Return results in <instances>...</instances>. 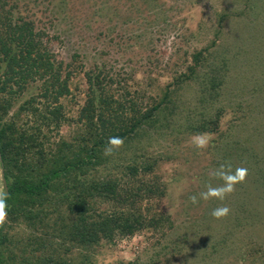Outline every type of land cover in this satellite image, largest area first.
<instances>
[{
	"label": "rangeland",
	"instance_id": "1",
	"mask_svg": "<svg viewBox=\"0 0 264 264\" xmlns=\"http://www.w3.org/2000/svg\"><path fill=\"white\" fill-rule=\"evenodd\" d=\"M7 2L6 9H14L17 19L33 21L43 33L46 47L63 67V77L71 74L70 93L60 99L65 122L60 135L46 130L47 139L74 143L82 134L79 114L88 93L87 72L99 67L120 84L114 86L116 94L130 93L129 99L151 107L176 85L175 77L188 72L195 53L217 45L191 82L173 88L177 114L163 118L161 131L148 128L131 150L153 168L134 182L135 188L159 187L163 195L144 201L135 198L133 206L145 214L170 216L176 229L165 239L141 232L104 244L94 253V264H129L137 259L149 264L152 245L176 241L183 253L162 264H264V0ZM211 66L219 71L217 76ZM4 71L5 67L0 80ZM16 90L20 92L10 100L8 113L0 111V129L13 122L35 126L39 121L32 111L50 104L41 98L42 81ZM204 132L212 138L208 148L199 151L191 136ZM44 134L38 137L43 139ZM226 161L233 169H248L246 182L224 201L200 200L193 205L189 197L205 191L209 183H222L210 178L209 172ZM11 173V178L18 175L19 168ZM221 205L231 212L218 220L211 212ZM6 224L13 244L7 243L3 251L8 255L17 248L16 256H32L42 236L35 231L36 224L8 219ZM160 248L155 251L165 255L168 250Z\"/></svg>",
	"mask_w": 264,
	"mask_h": 264
},
{
	"label": "trees",
	"instance_id": "2",
	"mask_svg": "<svg viewBox=\"0 0 264 264\" xmlns=\"http://www.w3.org/2000/svg\"><path fill=\"white\" fill-rule=\"evenodd\" d=\"M7 5V0H0V70L5 67L0 80V111L8 113L10 100L20 92L16 87L25 90L36 81H42L41 98L50 104L32 111L39 121L35 126L13 122L0 129V161L10 193L8 220L28 222L42 234L32 256L20 258L15 255L17 248L8 255L3 251L7 243H13L5 232L7 224L0 227V264H94V253L117 239L141 232L161 234L165 239L176 229L171 217L145 214L132 204L135 198L144 201L163 195L159 187L135 188L134 182L141 181L153 168L131 150L148 128L161 131L165 128L163 118L166 121L177 114L173 88L191 82L217 45L195 53L188 72L175 77L176 85L168 87L162 100H154L151 107L138 105L128 98L130 93L116 94L114 86L120 84L99 67L87 72L88 93L79 114L84 129L74 143H67L64 139H47L45 131L52 129L59 134L65 122L60 99L70 93L71 74L63 77V67L46 47L35 23L17 19L14 9H6ZM214 69L210 67L217 76L219 71ZM7 97L9 103L5 104ZM42 134L44 138L40 139L38 135ZM113 136L122 137L126 149L105 156L104 148ZM13 168H19V174L12 179ZM160 244L152 245L149 264H162L166 259L170 262L176 256L178 259L184 250L180 241ZM157 247L168 251L163 255L155 251ZM21 253L26 255L28 251ZM129 264L143 263L137 259Z\"/></svg>",
	"mask_w": 264,
	"mask_h": 264
},
{
	"label": "clouds",
	"instance_id": "3",
	"mask_svg": "<svg viewBox=\"0 0 264 264\" xmlns=\"http://www.w3.org/2000/svg\"><path fill=\"white\" fill-rule=\"evenodd\" d=\"M210 133H196L191 136V144L199 151H204L208 148L210 140ZM124 145V139L119 136L109 137L104 148V155L111 156L115 151H118ZM209 176L212 179L222 181L221 184L213 185L211 183L206 185V190L200 192L198 195L189 197L191 203L196 205L200 200L208 201L211 199L224 201L229 195L235 192L238 184L245 183L248 177V169L246 167H236L233 169L230 162H224L219 167L210 170ZM10 193L8 191V184L4 178L3 166L0 165V227H3L8 219V199ZM231 209L226 205H221L214 208L211 215L215 219H223L229 215Z\"/></svg>",
	"mask_w": 264,
	"mask_h": 264
},
{
	"label": "water",
	"instance_id": "4",
	"mask_svg": "<svg viewBox=\"0 0 264 264\" xmlns=\"http://www.w3.org/2000/svg\"><path fill=\"white\" fill-rule=\"evenodd\" d=\"M4 178H5V176H4Z\"/></svg>",
	"mask_w": 264,
	"mask_h": 264
}]
</instances>
